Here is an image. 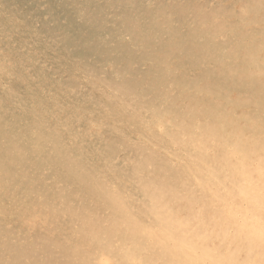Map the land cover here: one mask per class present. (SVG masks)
<instances>
[{
    "label": "bare ground",
    "instance_id": "6f19581e",
    "mask_svg": "<svg viewBox=\"0 0 264 264\" xmlns=\"http://www.w3.org/2000/svg\"><path fill=\"white\" fill-rule=\"evenodd\" d=\"M248 4L246 18L210 11L209 20L201 19L204 28L192 30L188 66L199 60L204 70L188 75L181 62L175 74L166 56L156 53L147 78L110 80L104 111L115 112L128 132L117 129L114 140L90 151L101 161L91 160L76 182L97 203L95 214L80 216L84 237L114 235L119 254L133 264H264V0ZM153 21L163 31L157 16ZM170 33L174 38L163 46L185 51L181 36ZM153 37L148 31L140 41L149 48ZM115 46L121 50L116 60L130 72L132 51ZM168 88L178 94L170 96ZM87 122L104 124L99 118ZM108 147L134 155L127 166L141 204L127 200L129 186H114L102 173Z\"/></svg>",
    "mask_w": 264,
    "mask_h": 264
},
{
    "label": "rangeland",
    "instance_id": "374dc122",
    "mask_svg": "<svg viewBox=\"0 0 264 264\" xmlns=\"http://www.w3.org/2000/svg\"><path fill=\"white\" fill-rule=\"evenodd\" d=\"M248 3L0 0V264H133L119 254L120 241L114 235L101 239L81 233L80 216L95 214L97 204L83 196L76 183L89 170L88 163L98 159L90 151L99 150L109 138L114 140L111 136L117 129L128 132L115 112L104 111L110 103L109 82L120 77L141 81L151 70L156 53L166 56L175 74L181 62L188 75L204 70L206 65L199 60L196 66H188L190 33L204 28L201 19L209 20L210 11L246 18ZM153 16L163 31L158 24L153 28ZM148 31L154 34L149 48L140 41ZM170 32L181 36L185 51L163 46V41L174 38ZM118 44L132 51L135 61L130 72L124 69L126 63L116 60L121 53ZM168 89L170 96L178 94L177 88ZM145 92L151 94L148 88ZM90 118L102 119L104 124H88ZM133 128L138 130V124ZM108 148V166L103 161L102 173L114 186H129L133 191L125 192L127 200L141 204L136 176L127 166L134 164V155L125 147L116 152ZM105 212L99 217H106Z\"/></svg>",
    "mask_w": 264,
    "mask_h": 264
}]
</instances>
